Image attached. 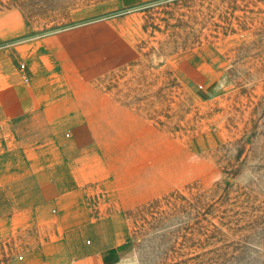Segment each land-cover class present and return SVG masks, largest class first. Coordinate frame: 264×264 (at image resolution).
I'll list each match as a JSON object with an SVG mask.
<instances>
[{"label": "rangeland", "instance_id": "374dc122", "mask_svg": "<svg viewBox=\"0 0 264 264\" xmlns=\"http://www.w3.org/2000/svg\"><path fill=\"white\" fill-rule=\"evenodd\" d=\"M8 12L22 39L61 36L82 81L86 196L123 239L108 264H264V0H0ZM82 241L2 229L0 264H72Z\"/></svg>", "mask_w": 264, "mask_h": 264}, {"label": "crops", "instance_id": "0c3cea01", "mask_svg": "<svg viewBox=\"0 0 264 264\" xmlns=\"http://www.w3.org/2000/svg\"><path fill=\"white\" fill-rule=\"evenodd\" d=\"M26 34L20 13H0V230L55 229L64 244L90 236L72 264H108L123 239L100 231L105 219L86 196L93 163L82 152V81L67 76L61 36Z\"/></svg>", "mask_w": 264, "mask_h": 264}, {"label": "built area", "instance_id": "2783aa9c", "mask_svg": "<svg viewBox=\"0 0 264 264\" xmlns=\"http://www.w3.org/2000/svg\"><path fill=\"white\" fill-rule=\"evenodd\" d=\"M22 68L24 69L25 68V65H22ZM21 260L23 259V257L20 258Z\"/></svg>", "mask_w": 264, "mask_h": 264}]
</instances>
